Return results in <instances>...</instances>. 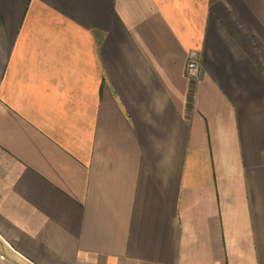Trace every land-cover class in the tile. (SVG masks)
Segmentation results:
<instances>
[{"label": "crops", "instance_id": "0c3cea01", "mask_svg": "<svg viewBox=\"0 0 264 264\" xmlns=\"http://www.w3.org/2000/svg\"><path fill=\"white\" fill-rule=\"evenodd\" d=\"M0 264H264V0H0Z\"/></svg>", "mask_w": 264, "mask_h": 264}, {"label": "built area", "instance_id": "2783aa9c", "mask_svg": "<svg viewBox=\"0 0 264 264\" xmlns=\"http://www.w3.org/2000/svg\"><path fill=\"white\" fill-rule=\"evenodd\" d=\"M199 69V65L196 63V61L192 60L189 63V71L193 73L194 71H197Z\"/></svg>", "mask_w": 264, "mask_h": 264}, {"label": "rangeland", "instance_id": "374dc122", "mask_svg": "<svg viewBox=\"0 0 264 264\" xmlns=\"http://www.w3.org/2000/svg\"><path fill=\"white\" fill-rule=\"evenodd\" d=\"M200 67V66H199Z\"/></svg>", "mask_w": 264, "mask_h": 264}]
</instances>
